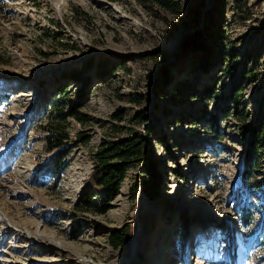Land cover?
I'll return each instance as SVG.
<instances>
[{"label": "rangeland", "instance_id": "1", "mask_svg": "<svg viewBox=\"0 0 264 264\" xmlns=\"http://www.w3.org/2000/svg\"><path fill=\"white\" fill-rule=\"evenodd\" d=\"M177 3L172 12L137 0H0V164L27 142L0 170V264H264V170L239 185L242 127L264 115V0ZM104 61L112 72L102 79ZM89 63L88 83L69 82L65 96L61 79ZM179 86L185 101L175 104ZM235 90L243 105L234 111ZM67 96L87 121L68 120L69 164L54 188L32 178L48 159L43 127L67 112ZM227 110L217 132L208 127V114ZM143 111L147 123L135 125ZM130 128L152 136L156 197L131 198L135 180L148 178L133 168L108 212L95 196L74 220L84 191L68 190L69 168L89 169V180L102 144ZM123 227L133 239L115 251L109 236Z\"/></svg>", "mask_w": 264, "mask_h": 264}, {"label": "trees", "instance_id": "2", "mask_svg": "<svg viewBox=\"0 0 264 264\" xmlns=\"http://www.w3.org/2000/svg\"><path fill=\"white\" fill-rule=\"evenodd\" d=\"M137 1H151L160 8L176 12L178 9L177 0H137ZM200 37V33L197 34V38ZM183 48H188L189 44L184 41ZM93 63V62H92ZM92 63L86 65L84 70L75 69L69 72L61 79L63 84L61 92L67 94L69 82H86L84 79L85 74L88 70L92 68ZM110 62L104 61L97 67L98 75L104 79L108 77L112 70ZM161 84L160 88L167 84L168 74L167 72L161 73ZM212 87L203 88V93H210ZM155 93H159V91ZM237 91V92H236ZM184 94L180 86L174 91L172 97L175 104L184 103ZM195 95V94H194ZM204 96V94H203ZM70 97H73L70 96ZM67 96L68 108L67 112L59 110L61 114L59 115L60 121H51L45 127H43L44 139L47 143L45 152L48 154L47 162L37 163L35 173L33 174V181L41 184L46 179L51 178L53 180L54 188H57L63 173L68 167V159L71 154L69 144L71 143V137L68 130V120L76 119L80 122H86L87 118H84L79 112V101L83 98V95L78 92L74 97H78L76 100H72ZM234 105V111L239 109L243 105V94L242 90H235L232 94L231 99ZM140 104V103H139ZM220 113H210L206 116L205 121L209 128L213 129L215 132L219 130L220 122L222 118H228L230 115L229 110ZM145 111L138 113L134 117L133 123L138 126H143L147 122ZM223 116V117H222ZM242 121H247L248 118L243 115L240 119ZM113 121L117 123L111 127L114 134L119 133V123H123L124 116L117 113L113 116ZM242 136L245 139L244 151L240 158V173L239 185L242 187L253 175L254 171L261 167L264 170V115L260 116L255 122L242 127ZM150 133L142 135L138 133L134 128L127 130V134L120 138L113 139L110 142H104L102 144L101 150L94 157L93 172L89 179V183L86 186L84 193L81 195L79 203L75 206V216L74 220L77 219L79 214L90 211L94 207V197L99 196L102 202V213L109 211L112 202L119 195L120 189L127 177V174L133 168H138L144 166V173L148 175L146 180H135L131 189V198H135L142 194L144 197L153 199L156 197L155 188L151 187V181L159 177L158 171V161L153 158V151L150 145ZM81 139L83 136L80 137ZM27 150V142L19 141L16 146L11 149L5 155V167L10 170L12 164L16 157ZM1 163V162H0ZM3 163V164H4ZM0 164V170L3 167ZM149 179V180H148ZM264 186L261 184L258 188L260 189ZM150 188V189H149ZM79 224L76 223L74 227V232L72 239L78 240L83 235L82 228H79ZM262 230L264 233V216L262 222ZM133 237L130 235V230L126 227L115 230L109 236V245L115 251L129 247Z\"/></svg>", "mask_w": 264, "mask_h": 264}, {"label": "bare ground", "instance_id": "3", "mask_svg": "<svg viewBox=\"0 0 264 264\" xmlns=\"http://www.w3.org/2000/svg\"><path fill=\"white\" fill-rule=\"evenodd\" d=\"M89 175H90L89 169H87L86 171H82L78 167L69 168V172L65 177V180H66L65 184L67 185L68 190L71 189L72 192L75 191L76 194H81L85 190L88 184ZM68 193H71V192H68ZM2 222H6V220L4 219V215L0 211V223ZM10 227H9V231L11 233L14 232V233H21V235L24 234L22 231L20 232ZM24 236H26V239L28 241H32L27 235H24Z\"/></svg>", "mask_w": 264, "mask_h": 264}]
</instances>
